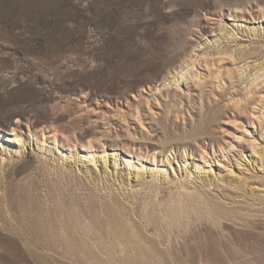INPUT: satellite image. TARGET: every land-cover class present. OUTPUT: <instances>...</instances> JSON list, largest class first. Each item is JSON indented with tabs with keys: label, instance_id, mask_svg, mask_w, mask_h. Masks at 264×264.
Segmentation results:
<instances>
[{
	"label": "rangeland",
	"instance_id": "obj_1",
	"mask_svg": "<svg viewBox=\"0 0 264 264\" xmlns=\"http://www.w3.org/2000/svg\"><path fill=\"white\" fill-rule=\"evenodd\" d=\"M92 263L264 264V0H0V264Z\"/></svg>",
	"mask_w": 264,
	"mask_h": 264
},
{
	"label": "bare ground",
	"instance_id": "obj_2",
	"mask_svg": "<svg viewBox=\"0 0 264 264\" xmlns=\"http://www.w3.org/2000/svg\"><path fill=\"white\" fill-rule=\"evenodd\" d=\"M257 79V78H256ZM256 79H254L253 81H252V83L256 80ZM105 203V202H104ZM109 204V203H108ZM109 207V206H108ZM109 209V208H108ZM68 210V209H67ZM111 209H109V211H110ZM65 211V210H64ZM91 215V214H90ZM91 217V216H90ZM93 219V218H92ZM100 220V219H99ZM101 221V220H100ZM38 222V221H37ZM42 224V223H41ZM98 224V223H97ZM104 224V223H103ZM38 226H40V225H38ZM44 226H46V225H44ZM106 226V225H105ZM96 227L97 228H99V229H102L100 226L98 227L97 225H96ZM42 229V227H39V229ZM47 228V227H46ZM43 229H45V228H43ZM42 229V230H43ZM93 229L94 228H91V232H93L95 235H96V228L94 229V231H93ZM45 231H46V233H47V229H45ZM44 231V232H45ZM79 231V229H76V230H74V231H72L71 233L74 235V237H73V239H71V240H69V241H66L65 243V245L64 246H66V247H68V248H70V250L69 251H73V252H79V251H81V252H89L91 249H92V247H97V248H99V249H102L103 247V245H104V241L102 240V239H100L99 238V243H97V242H95V241H93L92 239H94V236H93V234L92 233H90L89 231H87V230H85L84 231V233H83V235H82V237H80L79 236V234L77 233ZM40 232H42V231H40ZM43 232V234H45ZM40 235H41V233H39ZM48 234V233H47ZM47 236V235H46ZM97 236V235H96ZM46 238V237H45ZM43 239H44V237H43ZM46 241H48V238H47V240ZM93 242V243H92ZM93 252V251H92ZM91 252V253H92ZM90 252H89V256H90V254H91ZM93 254V253H92ZM86 255H88L87 253H86ZM88 256V257H89ZM92 256V255H91ZM94 256V255H93ZM88 257H86V258H88ZM89 259V258H88ZM90 259H91V257H90ZM93 264V263H92Z\"/></svg>",
	"mask_w": 264,
	"mask_h": 264
}]
</instances>
